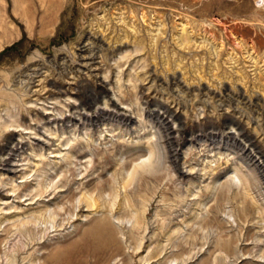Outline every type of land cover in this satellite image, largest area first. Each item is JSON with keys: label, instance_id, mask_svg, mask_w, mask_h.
I'll use <instances>...</instances> for the list:
<instances>
[{"label": "rangeland", "instance_id": "374dc122", "mask_svg": "<svg viewBox=\"0 0 264 264\" xmlns=\"http://www.w3.org/2000/svg\"><path fill=\"white\" fill-rule=\"evenodd\" d=\"M0 264H264V0H0Z\"/></svg>", "mask_w": 264, "mask_h": 264}, {"label": "bare ground", "instance_id": "6f19581e", "mask_svg": "<svg viewBox=\"0 0 264 264\" xmlns=\"http://www.w3.org/2000/svg\"><path fill=\"white\" fill-rule=\"evenodd\" d=\"M103 113H104V112H103ZM158 116H159V115H158ZM111 117H112V116H111ZM112 118H113V117H112ZM158 118H159V117H158ZM97 119H98V118H97ZM164 122H165V121H164ZM161 123H162V121H161ZM218 139H219V138H218ZM232 139H233V138H232ZM233 140H234V139H233ZM237 141H238V140H237ZM233 144H234V143H233ZM238 144H239V143H238ZM248 145H249V144H248ZM18 146H19V145H18ZM235 146H236V145H235ZM237 146H238V145H237ZM242 147H243V146H242ZM17 148H18V147H17ZM244 149H245V148H244ZM250 150H251V149H250ZM5 151H6V150H5ZM248 154H249V153H248ZM250 154H251V153H250ZM14 156H15V155H14ZM7 157H8V156H7ZM249 157H251V156H249ZM256 157H257V156H256ZM175 159H176V158H175ZM257 160H258V159H257ZM261 160H262V158H261ZM7 162H8V161H7ZM7 162H6V164L4 165V167H5V168H7V167H8V168H11V167H10L11 165H10L9 163H7ZM3 163H4V162H3ZM10 163H11V162H10ZM176 168H177V167H176ZM176 168H175V169H176ZM257 168H258V167H257ZM15 169H16V168H15ZM258 170H259V169H258Z\"/></svg>", "mask_w": 264, "mask_h": 264}]
</instances>
